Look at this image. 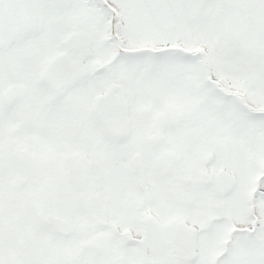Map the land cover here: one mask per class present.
<instances>
[{"label":"snow or ice","instance_id":"1","mask_svg":"<svg viewBox=\"0 0 264 264\" xmlns=\"http://www.w3.org/2000/svg\"><path fill=\"white\" fill-rule=\"evenodd\" d=\"M0 264H264V0H0Z\"/></svg>","mask_w":264,"mask_h":264}]
</instances>
